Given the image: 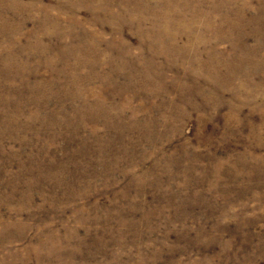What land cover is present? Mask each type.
Segmentation results:
<instances>
[{"label":"rangeland","instance_id":"obj_1","mask_svg":"<svg viewBox=\"0 0 264 264\" xmlns=\"http://www.w3.org/2000/svg\"><path fill=\"white\" fill-rule=\"evenodd\" d=\"M0 264H264V0H0Z\"/></svg>","mask_w":264,"mask_h":264}]
</instances>
